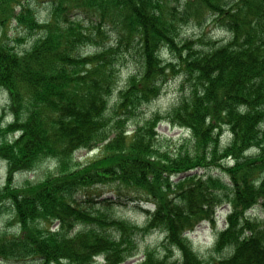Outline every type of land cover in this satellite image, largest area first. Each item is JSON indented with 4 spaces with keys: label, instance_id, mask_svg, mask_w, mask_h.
Returning a JSON list of instances; mask_svg holds the SVG:
<instances>
[{
    "label": "trees",
    "instance_id": "trees-1",
    "mask_svg": "<svg viewBox=\"0 0 264 264\" xmlns=\"http://www.w3.org/2000/svg\"><path fill=\"white\" fill-rule=\"evenodd\" d=\"M13 20L24 36L9 35ZM209 22L228 37H182L186 25ZM0 30V89L9 94L1 117H13L5 126L0 117V214H13L0 230L2 262L123 264L158 231L163 249L147 248L138 264H264V0H0ZM130 59L139 69L119 87ZM176 76L185 84L176 103L129 130ZM162 121L187 129L192 149L162 156ZM96 148L106 153L98 161L68 166L77 150ZM46 158L64 168L58 177L14 184ZM108 182L115 200L87 188ZM122 206L142 210L145 222L119 216ZM203 222L217 230L210 257L189 237Z\"/></svg>",
    "mask_w": 264,
    "mask_h": 264
},
{
    "label": "rangeland",
    "instance_id": "rangeland-1",
    "mask_svg": "<svg viewBox=\"0 0 264 264\" xmlns=\"http://www.w3.org/2000/svg\"><path fill=\"white\" fill-rule=\"evenodd\" d=\"M174 4L178 3V0H171ZM182 1V0H180ZM179 6V5H178ZM38 8V14L41 19L45 18L46 14L48 13V8L45 4L40 3L37 4ZM8 25L12 26L9 32L10 36H24V32L16 28V22L13 20ZM182 37L183 38H198V37H214L219 40H224L228 37L227 33L225 31L220 30L216 24H213V22H209L201 26H194V25H186L184 29L181 30ZM1 34V30H0ZM17 36V37H18ZM38 38V35L30 36L28 39L26 38V41H24L23 44L19 45V49L23 48H30L32 44L35 42V39ZM209 39V38H208ZM112 40H114L112 38ZM88 49H92L91 47ZM174 55L171 54L170 51H164L162 52V58L166 60L173 59ZM139 69V63L135 59H130L127 63H124L122 66H120V72H119V87H124L127 84L128 78L133 73L137 72ZM183 77L176 76L174 79H171L169 83L165 86L164 91L160 95L158 99L153 101L152 103L146 105L142 110L143 113L140 115V117L137 119V121H133V123L130 125L129 130H132L137 122L140 124H143L146 119L151 117L155 112L159 111L162 113H166L177 101L178 97L182 94L183 90L185 89V84L183 82ZM9 102V94L6 90L0 89V115L2 113V109L4 106H6ZM6 115L0 116L1 120L3 121V126L7 125L12 120V116H8L5 118ZM5 118V119H4ZM157 130L160 133V141H158V145L162 147L161 155L165 156L166 154H171L172 156L177 154V156H180L181 154H184V152L187 149H192V145L190 144L188 147L185 145V139L189 137V131L183 127L174 126L173 124L162 121L158 124ZM130 132V131H129ZM227 132L222 135L223 143L226 142ZM14 135V134H12ZM17 136V135H16ZM105 151L96 148L93 150H86V149H79L77 150L74 155L69 159L68 166H74L77 165V167L84 168L90 164H92L95 161H98L101 159L104 155ZM253 155L254 153L251 152ZM106 154V153H105ZM169 154V155H170ZM223 161H226L223 160ZM223 161H216L212 162L208 168H217L216 164H219ZM7 163L5 160L0 159V187H2L5 184L6 176H7ZM64 168H61L60 165L57 163V161L53 158H46L41 160L36 166L32 169H27L25 171H18L15 173V181L14 184L16 186L22 187L26 183H33L37 184L41 182L42 180L47 179L48 177H58L61 170ZM194 173H204L206 172L203 168H196L193 169ZM214 175L217 176H223L225 179L227 177L224 176L223 172H221L219 169H213L211 171ZM114 182H108V183H93L90 186H87V188L90 187L89 190H91V194H94L95 196L101 195L100 197H96L97 199H102L103 197H110L113 200H115L116 196L114 195ZM80 194V193H79ZM229 206L226 204H223L220 206L217 210V229L221 230L226 226L225 223V216L228 214ZM119 214V216H122L129 221L133 223H143L146 220V213H144L142 210L138 208H129L126 206L117 207L116 210ZM251 215L257 216L258 210H250ZM261 216V214H259ZM13 214L6 209L3 213L0 214V230H5V228L10 226V222H12ZM17 223H15L14 226L10 227L11 230L10 233L17 232ZM56 226V225H54ZM16 228V229H15ZM216 227L212 225L210 222H203L201 223L192 233L189 234V237L193 243L194 249L203 257H210L212 252L213 243L216 239ZM164 241V236L161 232H153L150 235L147 236L145 241H142L140 246L141 250L138 254H135L134 256L127 259L123 264H138L145 258V251L147 248L149 249H157L162 250V243ZM98 262H103L102 257H97ZM0 264H19L17 261H9L2 262L0 260ZM23 264V263H22Z\"/></svg>",
    "mask_w": 264,
    "mask_h": 264
}]
</instances>
